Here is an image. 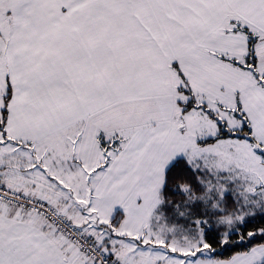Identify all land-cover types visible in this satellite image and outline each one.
<instances>
[{
    "label": "snow or ice",
    "instance_id": "obj_1",
    "mask_svg": "<svg viewBox=\"0 0 264 264\" xmlns=\"http://www.w3.org/2000/svg\"><path fill=\"white\" fill-rule=\"evenodd\" d=\"M0 264H264V0H0Z\"/></svg>",
    "mask_w": 264,
    "mask_h": 264
}]
</instances>
